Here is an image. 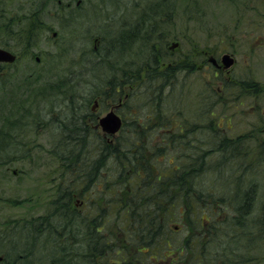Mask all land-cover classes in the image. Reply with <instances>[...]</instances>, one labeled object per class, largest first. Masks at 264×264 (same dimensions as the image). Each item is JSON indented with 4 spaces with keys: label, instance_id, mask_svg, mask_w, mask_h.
<instances>
[{
    "label": "rangeland",
    "instance_id": "rangeland-1",
    "mask_svg": "<svg viewBox=\"0 0 264 264\" xmlns=\"http://www.w3.org/2000/svg\"><path fill=\"white\" fill-rule=\"evenodd\" d=\"M26 1L35 4L42 2L4 0V14L15 12L13 9L21 10ZM112 1L95 0L96 4L87 11H69L66 21L53 23L51 20L50 24L36 29L34 54L41 56V63L36 65L32 58L28 61L21 59L14 65L18 68L28 65L38 67L30 81H27L28 75L22 72L3 74L0 100L4 103L9 100V107L0 110V138L4 134L8 136L4 140L1 138L2 144L8 146V141L11 142L12 150L8 149L9 155H2V152L0 154V256H6L9 262L16 263L18 253L27 250L28 264H62L61 261L54 262L58 259V250L61 249L59 244L63 246L69 243L73 245L72 249H61L60 256L67 261L64 264H105V261L102 263L99 256L95 255L96 249L87 248L83 230L91 223L93 226V216L99 217L100 207L98 203H93V200H99V193L103 198V211L107 210L111 195L107 185L112 183L108 176L115 172V165L110 164V156L99 152L101 160L94 164L97 173L91 172L93 174L90 173L88 179L86 178L90 185L93 183V187L97 183L95 186H98V194L93 195V200H90L88 192L93 187L86 191L87 206L82 213L76 210L78 223L73 225V228H79L75 236L71 234L73 236L70 241L66 242L65 236L62 240L58 238V234L60 236L67 233L64 229L66 221H61L58 213L63 209L61 205L65 203L61 194H64L62 187L67 182L69 171L67 168L65 171L55 158L57 153L64 150L53 148L59 141L57 122L60 119L68 121L73 115L76 116L78 105L85 106L80 110V115H84L95 101H99L101 106L94 113L100 116L121 103L120 113L126 118V132L130 134L132 129L139 127L138 118H130L134 112H139L141 116L157 115L156 124L160 125L158 128L163 127L161 121L164 117L172 119V125H167L172 129L168 134L176 138L173 143L175 141L177 146L181 145L175 149L179 157L175 161L167 158L168 162L161 163L160 168L169 170L172 166L169 162L176 166L182 159L180 153L187 151L183 145L186 142L188 147L193 141L194 145H201L209 150L210 153L205 158L202 154L195 155L203 158L199 167L195 168L193 179L197 183L195 196L209 197L210 200L207 205L209 215L203 214L207 220L203 238L210 243L207 246L210 262L207 263L226 264L221 262L222 259L231 257V254L234 256L231 253L234 250L241 255L244 250L238 249L237 240L239 235L247 231L263 237L249 255H242L249 264H264V228L259 230L256 227L263 216L264 207V91L255 93V97H239L236 100L239 91L235 86L239 81L249 82L251 78L255 84L264 86V0H118L117 6H111ZM149 2L154 3L147 10L146 4ZM132 14L137 16L134 18ZM128 15L132 16L126 17L129 23L140 21L139 32L124 39L127 41L126 48L123 53L120 52V56L118 53L110 54L108 50L112 48L107 50L104 47V39L119 33L118 29L123 25L119 21L121 17ZM156 26L159 29L153 34V27ZM54 31L58 32L55 40L51 39ZM175 45L177 47L173 48ZM192 45L196 48L192 49ZM154 50L161 57L162 70L169 64L168 59L173 60L174 64L180 62L179 65L194 64V68H187V74L177 72L171 83L163 84L162 89H158L160 86L154 87L153 84L140 90V87L137 88L138 82L133 81V88L126 89L129 95L132 94L131 89L134 90L136 95L133 100L128 97L115 101L113 94L108 91V82L114 77L121 78V66L127 67L129 64L137 68L146 64ZM224 54H233L237 63L225 68L222 63ZM163 56L167 58L165 64ZM180 68L184 69L181 66ZM48 69L49 73L46 72ZM69 72L75 73L72 83L67 81L69 85L75 83L72 92L77 98L73 101L65 98L67 88H60V93L55 97L38 93L48 83L53 85L65 81ZM225 89L228 91L225 92ZM33 95L35 96L32 97ZM30 98L43 105L38 110L35 109L34 116L28 117L27 109L18 108L19 104H13V99ZM26 106L27 104L21 107ZM154 110H157L156 115ZM79 119L82 120L80 117ZM83 120L88 128H94L95 123L90 122L88 117ZM156 124L153 125L157 126ZM184 125L186 129L193 125V129L196 126L201 128L190 132L188 138H183L186 136H181L183 134L172 127ZM98 133L101 136L103 134L100 129ZM161 133H164L163 129L158 131L159 140L164 138ZM130 134V137H134ZM94 136L95 134H89V137ZM92 139L88 140L89 145L85 152L98 151L97 141ZM104 139L107 141V138ZM147 141L150 138L143 140L145 150L148 148ZM113 142L114 139L110 143ZM145 154L150 158L152 153L146 150ZM6 160H10L7 165L1 164ZM149 165L156 171V167ZM14 170L17 174L13 173ZM142 175L143 181H149L147 174ZM69 176L72 178L69 180L71 183L73 175ZM79 181L80 178L77 179ZM83 182L85 183V179L82 184L77 183L76 199L73 200L77 209L78 202L83 201L79 196L83 192ZM251 192L255 196L254 211L246 215L245 220L241 218L245 221L244 229H239L234 226V221L240 216L237 208L243 204V195ZM175 197L174 191V204L178 201L174 200ZM210 197L215 200L214 203ZM91 201L96 205L98 214L95 212L97 215L92 214L89 217L88 204ZM168 201L161 200V204L170 214L167 224L171 244L179 246L195 234L201 236L190 225V209L182 202L178 201L173 206ZM203 207L201 204L200 209ZM57 219L60 222V233L64 234L56 230ZM110 230L118 238L125 236L115 232L113 228ZM75 237L77 239L73 240ZM113 247V259H119L115 245ZM133 250L130 248V251ZM176 256H169L168 263L165 264H189L192 254L183 253L181 259L174 261ZM156 263L162 264L160 259ZM195 263L196 261L191 262Z\"/></svg>",
    "mask_w": 264,
    "mask_h": 264
},
{
    "label": "trees",
    "instance_id": "trees-1",
    "mask_svg": "<svg viewBox=\"0 0 264 264\" xmlns=\"http://www.w3.org/2000/svg\"><path fill=\"white\" fill-rule=\"evenodd\" d=\"M125 38L126 35L123 33H116L110 37H105L104 47H106L107 50L112 48V50H108V53H118L120 56L126 48L127 41H124ZM106 41H109V44H106ZM118 48L119 51H117ZM160 60L161 57L156 53V50H154L151 57L147 59L146 64L143 66L137 68H134V66H130L129 64L127 67L121 66L119 68V70L122 71L121 78L118 79L114 77L113 80H110L107 84V86L110 85L108 91L113 94L112 97L114 100L118 101L119 99L128 97L130 100H133L136 95L134 90L131 89V97L129 93L126 92V89L130 90V88H133V81L138 82L136 84L137 88L140 87V90L150 87L151 85L153 86V84H155L154 87L160 86L158 89H162L163 84H166L167 82L168 84L171 83L170 81L174 79V75L177 72H184V74H187L186 72H188V69L191 66L188 63L179 65L180 62L174 64L172 62L173 60L168 59L169 64H166V69L162 70V62ZM163 60H165V64L167 58L163 56ZM180 66L184 67V69L180 68ZM127 73L130 74L132 80L128 81L127 79L129 78L126 77V81L122 83L121 80ZM74 76L75 73L69 72V80L67 78L61 83H56L58 86L57 91L61 90L60 88H67V96H65V98L69 101H73L75 97L77 98V95L75 96V93L72 92L74 86L68 87L69 84L67 83V81L72 83ZM248 83V81L238 82V84L241 85H246ZM46 89L56 90L55 86H50V88ZM108 91L106 93H108ZM261 91H264V86L257 84L256 92L259 93ZM44 92L45 90L41 89L38 93ZM106 93L104 96H106ZM156 108L158 107L156 106ZM156 111L157 110H154V114ZM132 115L130 118H138L137 124L139 127L132 129L131 131L133 132L130 134L126 132L128 130H126L125 126V128L119 133V137L117 136L114 139L113 143L106 141L94 130V128H88L86 121L83 119L80 121L77 115H73L68 121H65L66 119H60L57 122L59 123L57 130H59L58 133L60 134L59 141L55 144L57 146H54V148L59 151L63 149L64 151L57 153L55 158L58 164L65 168V171L66 168L69 171V174H66L68 177L67 182H65V185L62 187L64 194H61V196L65 198V203L61 205L63 209L58 213L61 221H66L64 229L67 233L66 235L60 236L58 234V238L61 239L65 236L66 242H68L70 241L71 236H75L76 230L79 228L78 226L73 228V225L78 223L76 211L78 209L73 205V200L76 199L75 196L78 190L77 183L80 184L85 179V183L83 182V192L80 193L79 196H81L86 202V191L90 189L91 186L93 187V183L90 185L87 179L91 172L97 173L94 169V164L100 162L101 156L98 154L101 151L100 154L103 153L111 157L110 164L115 165V172L108 176L112 183L111 185L110 183L107 185V190H109L111 195L105 212L103 211V198L100 193L98 194V186H95L97 183H95L94 187L88 192L90 200H93V195L96 196L98 194L99 200H93V203H98L100 211L98 215L99 217L93 216V226H91V223L87 229L83 230L85 236L84 241L86 240L87 248L92 250L95 246L93 248L97 251L95 255L99 256L102 263L105 261V264H157V259H160V262L165 264L168 263L167 259L169 256L174 254L177 255L174 261H178L182 258L183 253L186 252L192 254L191 260L188 261L189 264L195 261V264H208L207 261L210 262V260L207 257V246L210 243L208 244V240L203 238L205 222L207 221L203 217V214L209 215V212H207V205L210 204V200L208 199L209 197L195 196L197 183H195L193 179H195V168L197 169V167H199V162L203 157L205 158L206 155H209L210 151L206 150L204 146L197 144L194 145L193 141L191 146L188 147L189 145L186 142L183 145L186 146L187 151L180 153L183 161L181 162L182 159L179 160L176 166H174L172 162H169L172 164L169 170H165L164 167L160 168L159 165L161 163L166 164V162H168L166 161L167 158L175 161L176 157H179V155H176L175 149L180 148L181 145L177 146L175 141L173 143V139L176 138H174L172 134H168L172 131L171 127H169L172 125V122H170L172 119L170 117H164L161 121L163 127L158 128L160 125L156 124L158 117L156 114V116L148 114L141 116L139 112H134ZM153 124H156L157 126ZM125 125H127V123ZM193 127L194 125L189 129H186V125H184L183 127L174 126L172 128L173 130L178 129L180 134H183L181 136H186L183 138H188L190 132H196L201 128L196 126L195 129H193ZM160 129L164 130V133H161L164 138L159 140L158 131ZM87 130H89L88 133ZM89 134H95V136L89 137ZM129 134L134 135V137H130ZM6 137L7 136L4 134L3 140L6 139ZM144 138H150V141H147L148 148L146 149L152 153L150 158L145 154L146 150L144 149L143 143ZM89 139L97 141L98 151L96 153L84 151L88 149L87 146L89 145ZM156 140L159 141L156 142ZM8 149L12 150V144L9 141L8 146L2 144V155H9ZM22 154L25 153L22 152ZM196 154H202L201 156L203 157L195 156ZM8 161L10 160H6L1 164L7 165ZM149 164H152L153 168L156 167V171H153ZM88 169H90V171H87ZM142 173L147 174L149 181L146 182V180H142L144 179ZM92 174L93 173L90 175ZM69 175H73V181H76L70 183L69 180L72 178ZM78 178H80L81 181L77 182ZM174 191L176 192L174 200L182 202L184 206L190 209L189 222L192 229L199 232V235L201 234V236H198L197 234L193 235L190 239L186 240L179 246L174 243L171 244L169 238L170 232L167 224L170 214L168 210L163 209V204H161V200H169L168 202L172 203L173 206H176L178 201H176L175 204L172 202ZM211 201L213 203L215 202L212 198ZM254 202L255 196L253 192L245 193L243 195V204L237 208L240 216H238L239 219L234 221L235 227L244 229V218L246 215L253 213ZM93 203L91 201V203L88 204L90 213L89 217H91L92 214L95 215L97 213L96 205H93ZM201 204L204 205L203 209H200ZM211 214L209 216L210 218ZM262 214V218L256 224V227H258L259 230L264 228V207L262 209ZM110 216L113 218H110ZM241 218L244 220H241ZM58 219V228L56 230L60 233L61 227ZM209 221H211V219H209ZM111 228L115 229V232L120 233V235L125 236L118 238L117 234H114V232L110 230ZM67 229H69V231H67ZM238 237V249L244 250L242 254L249 255V253L253 251V247L257 243H261L263 236H261V234H259V236H257V234L252 235V233L246 231ZM76 239V237L73 238V240ZM95 239L96 243L93 245ZM71 245L72 244L69 245L68 243L62 246L60 243L59 247L64 249V251H68L73 248V245ZM114 245L116 247L117 256L120 255L119 259H113ZM126 246L128 247L126 248ZM130 248L134 250L130 251ZM61 249L58 250V259L54 262L58 263V261H61V263L64 264L65 260L60 256L62 253ZM25 251L26 252L24 253H18L16 264H28L29 251ZM231 253H233L234 256L231 254V257L224 258L221 262H225L226 264H249L246 257L242 254L239 255L237 250H234Z\"/></svg>",
    "mask_w": 264,
    "mask_h": 264
},
{
    "label": "flooded vegetation",
    "instance_id": "flooded-vegetation-1",
    "mask_svg": "<svg viewBox=\"0 0 264 264\" xmlns=\"http://www.w3.org/2000/svg\"><path fill=\"white\" fill-rule=\"evenodd\" d=\"M0 0V51H5L12 55L13 59L11 61H3L0 59V89L2 87V77L3 74H13L22 72L24 74L28 75L27 81H30L32 79V76L34 74V71L38 69V67H31V66H25V67H15L17 63L21 61V59L34 60L35 64L38 65L41 63V56L34 54V45L37 43V41L34 40V36L36 34V29L42 28L43 26L50 24V21L52 20L53 23H62L67 20V13L69 11H87L89 10V7L91 8L95 3V0H41L42 2L35 4V2H24V6L21 10L19 9H13L15 12L10 14H4L5 10L3 9V4ZM40 1V0H38ZM253 0H251L252 2ZM87 5V6H86ZM84 6L87 8L85 9ZM93 10V9H92ZM6 16V17H5ZM88 20V19H87ZM58 37V32L54 31L52 32L51 39L55 40ZM193 43V41H190ZM177 47V46H176ZM175 47V48H176ZM196 48L194 45H192V49ZM206 55V54H204ZM233 60L234 64L237 63V60H235L234 55H230ZM210 59V58H209ZM29 64V63H28ZM194 68L193 66H190V69ZM47 73L50 72V69L46 70ZM28 82H26L27 84ZM251 83V84H250ZM50 86H56L55 89L58 88V86L55 84H47L44 86L43 90H47L46 88H50ZM237 91H239V94L237 95L236 100L241 97H255L254 95L256 92V86L254 80L252 78L250 79L249 83L246 85L241 84H235ZM45 88V89H44ZM228 91L225 89V92ZM224 94V92H223ZM36 95V94H35ZM33 95L32 97H34ZM240 98V99H241ZM26 103H25V102ZM46 102L49 100H45ZM43 101V102H45ZM121 101V99H119ZM9 102L0 100V110L3 109V107L8 108L7 105ZM13 104H19L17 107L22 109H27V116L29 117L34 116L35 109L39 106H42L43 104L40 103V101H35L34 99H13ZM26 107H21L23 105H26ZM21 105V106H20ZM100 102L95 101V103L90 107V110L87 111L86 114L80 115L81 108L85 106L78 105L76 107L78 114L77 116L81 119H84L85 117H88L90 122H94L95 125L94 130L96 132L101 130L99 126V121L106 116L109 112H114L118 114L122 120V129L125 128L126 124V118L120 113L121 103L115 107H111L108 113H106L104 116H100L98 113H94V110L100 107ZM52 113V112H50ZM121 132V131H120ZM103 138H107V141L112 142V139H115L117 136L110 135L107 133H104L102 131ZM11 136V135H9ZM8 137V136H7ZM6 137V138H7ZM3 139V137H1ZM0 138V154L2 152V140ZM14 174H17V171H13ZM86 206V202L80 201L78 202V211L79 213H82L83 208ZM82 208V209H81ZM81 209V210H79ZM0 264H16L14 262H9L8 258L6 256H0Z\"/></svg>",
    "mask_w": 264,
    "mask_h": 264
},
{
    "label": "bare ground",
    "instance_id": "bare-ground-1",
    "mask_svg": "<svg viewBox=\"0 0 264 264\" xmlns=\"http://www.w3.org/2000/svg\"><path fill=\"white\" fill-rule=\"evenodd\" d=\"M113 2V4L111 3V6H117L118 4H116V2H118V0H113L112 1ZM153 3L154 2H149V3H147L146 5V8H147V10H150L151 9V7H153ZM157 8V7H156ZM154 9H155V7H154ZM145 14V13H144ZM100 16H101V14H100ZM132 16L134 17V16H137L136 14H132ZM131 15H128V16H125V17H121V19H120V21H119V23H120V25L121 24H123V25H121L122 26V28H120V29H118V32L119 33H123V34H125L126 35V37H131V36H133V35H136V34H138V32H139V25H140V21L139 20H137V21H133V22H135L134 24L133 23H129L127 20H126V17H128V18H131L132 17ZM144 16V15H143ZM95 18V17H94ZM135 18V17H134ZM124 22V23H123ZM159 29V26H156V27H153V34H156L157 33V30ZM107 42V41H106ZM130 73V72H129ZM129 73H127V74H125L124 75V77L122 78V80H121V82L122 83H124V81H126L125 79H126V77H128L129 79H127L128 81H131L132 79L130 78V74ZM75 85V83H73L72 85H68V87H70V86H74ZM57 93H60L59 91H57V89L56 90H52V89H50V90H45V92L44 93H42L43 95H48L49 97H55V96H57L58 94ZM46 98H47V96H45ZM54 148V147H53ZM87 206V205H86ZM89 206V205H88ZM95 242H94V244L93 245H95V243H96V239L94 240ZM95 247V246H94ZM93 247V248H94ZM93 248H92V250H93ZM8 260H9V258H8Z\"/></svg>",
    "mask_w": 264,
    "mask_h": 264
},
{
    "label": "water",
    "instance_id": "water-1",
    "mask_svg": "<svg viewBox=\"0 0 264 264\" xmlns=\"http://www.w3.org/2000/svg\"><path fill=\"white\" fill-rule=\"evenodd\" d=\"M174 47H176V45L173 46V48ZM0 59L3 61H11L13 57L5 51H0ZM222 63L224 64L225 68H229L234 64V60L230 55L225 54L222 57ZM99 125L104 132L115 135L120 130L122 122L120 117L116 115V113L109 112L99 121Z\"/></svg>",
    "mask_w": 264,
    "mask_h": 264
}]
</instances>
